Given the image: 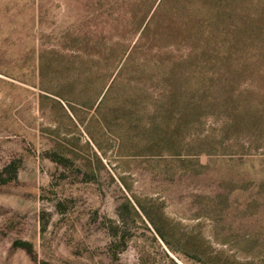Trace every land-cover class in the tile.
<instances>
[{"label": "rangeland", "instance_id": "374dc122", "mask_svg": "<svg viewBox=\"0 0 264 264\" xmlns=\"http://www.w3.org/2000/svg\"><path fill=\"white\" fill-rule=\"evenodd\" d=\"M0 264H264V0H0Z\"/></svg>", "mask_w": 264, "mask_h": 264}]
</instances>
